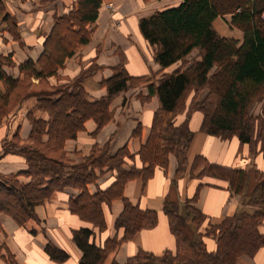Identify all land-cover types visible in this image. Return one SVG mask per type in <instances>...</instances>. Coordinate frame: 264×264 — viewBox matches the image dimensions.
I'll return each instance as SVG.
<instances>
[{"label":"trees","instance_id":"trees-1","mask_svg":"<svg viewBox=\"0 0 264 264\" xmlns=\"http://www.w3.org/2000/svg\"><path fill=\"white\" fill-rule=\"evenodd\" d=\"M101 4L102 0H76L68 12L55 16L42 53L36 60L27 58L20 62L16 76L5 69L15 66L11 55L0 53V121L30 95L35 99L27 112L31 123L27 139L21 140L16 131L11 141L3 144V153L22 155L28 167L18 173H0V211L22 225L27 224L37 220L36 205L55 191L72 186L80 191L70 196L69 209L103 231L106 229L103 204L121 198L123 209L115 219L116 229H123L121 236L106 237L97 243L93 228L83 226L73 230V241L82 250L78 264H103L123 240L157 222L158 212L133 204L123 193L125 185L138 177L146 181L156 167L166 170L169 154L173 153L178 166L171 186L186 173L199 180L191 197L180 201L178 195L174 198L169 193L165 199L163 211L176 237V247L162 253L139 250L124 264H238L243 256L254 257L264 247V232L259 228L264 222V169L255 164L249 168L212 163L202 154L190 159L193 131L189 120L200 110L204 131L221 138L235 135L241 144L251 146V154L264 155V0H179L141 16L138 27L153 47L159 70L131 75L120 63L102 81L106 95L92 98L83 84L90 68L61 83L52 84L48 78L54 75L60 80L59 69L64 67V59L89 41ZM220 16L239 27L242 35L219 33L215 21ZM0 26V30H7L21 40L18 23L3 0H0ZM63 30L72 40L57 48L59 32ZM195 48L200 49L199 58L183 63ZM140 83L147 89L145 95L138 93L142 101L156 95L160 102L140 148L131 153L123 146L111 153L108 145L95 143L82 162L69 163L65 140L75 138L88 118L95 120L96 130L110 121L113 99ZM27 86L34 89L26 90ZM204 89L206 94L199 97ZM189 92L192 96L187 97ZM255 101H261V107L252 114L250 108ZM184 111L185 118L180 119ZM37 112H46L48 117ZM140 130L138 123L134 134ZM106 171L112 172L110 183L90 192L88 184ZM21 174L29 179L21 181ZM251 177L253 187L248 192ZM211 178L226 181L230 191L241 199L239 210L216 222L206 221V215L195 206L200 186L216 184L209 181ZM29 230L36 233V228ZM207 236L214 239L213 248L207 246ZM45 251L58 261L68 257L65 250L49 240ZM0 259V264H17L11 254L5 260ZM110 264L119 263L112 260Z\"/></svg>","mask_w":264,"mask_h":264},{"label":"crops","instance_id":"crops-1","mask_svg":"<svg viewBox=\"0 0 264 264\" xmlns=\"http://www.w3.org/2000/svg\"><path fill=\"white\" fill-rule=\"evenodd\" d=\"M3 1H10V3L13 1L17 5L15 10L8 7L7 9L15 13L18 18V32L21 40L15 39L7 30H0V53L10 54L15 61V66H5V69L16 76L19 74L17 65L20 62L27 58L36 60L42 53L45 38L52 30L55 16L68 12L76 0ZM115 1L120 3L126 1L129 5L135 4L133 0H102L89 41L79 45L73 54L64 59V67L59 69L62 78L59 80L57 76H50L48 78L50 83L65 82L66 79L75 77L82 69L90 68L91 72L83 80L84 87L92 98H101L107 92L102 81L111 76L113 68L120 63H123L131 75H145L159 70L160 65L155 62L152 55L149 56L146 50L148 43L138 27L140 17L133 15L134 20L131 23L123 21L121 26H114L111 9L107 7V4L111 3L112 6V2ZM124 15L128 17L131 13H123L122 16ZM169 70L171 69H167ZM139 92L143 95L147 93L143 83L138 87V91H123L117 95L110 105L113 109V118L98 130H96L95 120L88 118L84 128L77 132L75 138H67L64 150L68 160L71 163L82 161L95 143L99 146L108 145L111 153L123 146L131 153L136 152L145 141L153 115L160 106L156 95L142 101L138 96ZM33 104L32 98L25 99L5 114L0 121L1 174L22 172L28 167L22 155L13 152L3 153V144L11 141L16 131L21 140L27 139L31 130L27 112ZM37 114L44 118L48 117L46 112H37ZM202 118V113L198 111L194 112L190 118V126L192 130H195L189 147L190 159L197 154H202L212 163L249 168L255 164L258 168L264 169V155L251 154L248 145L241 146L236 136L223 139L201 131L199 128ZM138 123L141 124V130L135 135L134 129ZM177 166V157L170 153L166 170L156 167L152 176L146 181L138 177L127 182L124 195L135 205L156 210L157 222L154 226L142 228L132 237L123 240L117 249L107 256L103 264H110L112 260L124 264L139 250L162 253L167 249H175L176 237L170 229L168 216L163 211V206L170 193L171 179L175 176ZM19 179L25 182L29 177L21 174ZM111 179L112 172L106 171L95 182L89 183L88 189L94 192L98 187L107 186ZM198 181L188 175L180 177L176 191L180 201L194 194ZM209 181L216 184L200 186L195 202V205L206 215V221L216 222L223 216L239 210L240 196L230 191L226 181L213 178ZM79 191L72 186L55 191L51 197L35 206L37 220H31L24 225L11 215L0 211V258L5 260L11 254L17 264H78L82 250L73 241V230L83 226L93 228L97 243L102 242L106 237L121 236L123 229L115 228V219L123 209V200L116 198L109 204H103L106 229L101 231L93 223L82 219L69 209L70 196ZM29 227L36 228V233H32ZM260 229L264 232V222L260 225ZM48 240L56 247L65 250L68 257L63 261L52 259L45 251ZM206 243L208 247L214 246L212 238ZM243 263L256 264L251 257H243Z\"/></svg>","mask_w":264,"mask_h":264},{"label":"rangeland","instance_id":"rangeland-1","mask_svg":"<svg viewBox=\"0 0 264 264\" xmlns=\"http://www.w3.org/2000/svg\"><path fill=\"white\" fill-rule=\"evenodd\" d=\"M133 2H135V4H130L129 3H126V1H124L123 3H120V2H112V6H108L109 9H111V14H112V17H113V20H114V26L116 27H119L121 26L122 22L123 21H126V22H129L131 23L132 20H134L132 17L133 15H136L138 17H141V16H144V15H148L149 13L153 12L154 10L158 9V8H162V7H165V6H168V5H172V4H175L177 3L175 0H133ZM5 6L6 8H10L12 10H15V6H17L15 4V2H11L8 1V2H5ZM130 9H129V8ZM113 8V9H112ZM8 10V9H7ZM128 12V13H127ZM129 12L131 13V15H129L127 17V15H124L122 16L123 13L125 14H129ZM11 13V12H10ZM122 13V14H121ZM264 13V12H263ZM13 15V17L16 19V21L18 22V18L16 16L15 13H11ZM128 18V19H127ZM225 18L229 19V15H226ZM224 17H218L216 19V23H215V27H216V30L219 32V33H224V34H233L235 35V37H240L242 35V31L239 27L235 26V25H230V23H227L226 19ZM126 19V20H125ZM218 23V24H217ZM2 27V26H0ZM3 31V30H2ZM59 36H61L60 38V43L55 46L57 48H62L64 47L65 45H67L71 40H72V36L65 30L59 32ZM147 42V41H146ZM149 56L152 55V58L154 59V56H153V47L150 46L149 44H147V48H146ZM55 52V51H54ZM199 55H200V49L199 48H195L192 50V52L183 60V63H191L193 60H196L199 58ZM156 62V61H155ZM157 63V62H156ZM179 65L178 64H174L173 66L170 67V69H174L176 68L177 66ZM154 72H157L156 71H151V73H154ZM26 83V82H25ZM142 83L140 84H133L131 85V87H129L126 91H129V90H137L138 91V87L141 86ZM31 89H34V88H30L27 86L26 87V90H31ZM25 91V90H24ZM125 92V91H124ZM207 92L206 89H204L200 94H199V97H201L202 95H205ZM189 96H192V94H190V92L187 94V97ZM30 99L32 98L33 101L35 100L34 99V96L33 95H30L29 97ZM188 100V99H187ZM260 107H261V101H255L253 103V105L251 106L250 108V113L254 114V113H257L259 112L260 110ZM196 112V111H195ZM198 112L202 113L200 110H198ZM194 114V113H193ZM203 115V113H202ZM179 118L180 119H183L185 118V111L182 112L180 115H179ZM202 121H203V118H202ZM202 121H201V126H200V130L207 133L206 131H204V129L202 128ZM189 124H190V120H189ZM191 128V126H190ZM192 130V128H191ZM193 131V135H192V138H191V141H190V144L192 142V139H193V136H194V131L195 130H192ZM209 134V133H208ZM213 135V134H211ZM214 136H217V135H214ZM235 136V135H233ZM233 136L229 137V138H232ZM217 137H220V136H217ZM229 138H223V139H229ZM241 144V143H240ZM248 145V144H247ZM242 146V144H241ZM259 146V144H258ZM190 147V145H189ZM250 145H248V150L251 152L252 148ZM188 153H189V150H188ZM257 153H255L254 155H256ZM262 154V153H260ZM69 161V160H68ZM83 161V160H82ZM80 161V162H82ZM69 163H71L69 161ZM184 175H188L187 173L184 174ZM189 176V175H188ZM190 177V176H189ZM179 179L177 180L176 183H173L172 186H171V190H170V197H174L177 196L176 194V191H177V187H178V183H179ZM196 179V178H195ZM253 187V178L251 177V180L249 182V185H248V192L251 191ZM195 193V192H194ZM194 195V194H193ZM189 198V197H187ZM241 200V199H240ZM196 206V205H195ZM207 223V222H205ZM205 223L202 224V227L205 226ZM116 228V227H115ZM260 228V227H259ZM261 230V229H260ZM212 237H205V240L207 241L208 239H211ZM214 241V239H212ZM209 245H210V242H209ZM214 247V246H213ZM212 247V248H213ZM243 257H247V256H243ZM254 262L256 264H264V247L261 248V250L256 253V255L254 257H251ZM238 264H245L243 263V258L240 259L239 263Z\"/></svg>","mask_w":264,"mask_h":264},{"label":"built area","instance_id":"built-area-1","mask_svg":"<svg viewBox=\"0 0 264 264\" xmlns=\"http://www.w3.org/2000/svg\"><path fill=\"white\" fill-rule=\"evenodd\" d=\"M108 6H111V3H108V4H107V7H108Z\"/></svg>","mask_w":264,"mask_h":264}]
</instances>
